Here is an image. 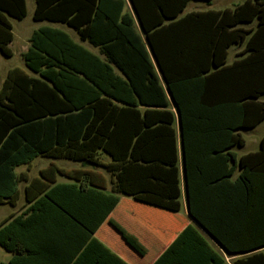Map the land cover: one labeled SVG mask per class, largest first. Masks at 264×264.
I'll return each mask as SVG.
<instances>
[{
    "label": "trees",
    "instance_id": "obj_1",
    "mask_svg": "<svg viewBox=\"0 0 264 264\" xmlns=\"http://www.w3.org/2000/svg\"><path fill=\"white\" fill-rule=\"evenodd\" d=\"M191 1L35 0V21L65 25L99 53L42 27L23 54L31 73L10 69L0 88V205L15 206L29 182L26 212L0 223L4 250L37 254L27 229L73 223L85 234L73 260L119 202L103 194L101 215H81L57 197L75 185L16 173L45 157L104 167L116 194L171 211L183 173L192 219L238 256L233 264H264V136L256 152L232 151L245 145L240 130L264 121V0L182 15ZM26 16V0H0L4 56L10 19Z\"/></svg>",
    "mask_w": 264,
    "mask_h": 264
},
{
    "label": "crops",
    "instance_id": "obj_2",
    "mask_svg": "<svg viewBox=\"0 0 264 264\" xmlns=\"http://www.w3.org/2000/svg\"><path fill=\"white\" fill-rule=\"evenodd\" d=\"M195 11L207 10L195 9L191 12ZM29 47L26 46L24 53ZM41 158L48 163L39 170L38 176L29 177L23 171L29 172L36 159L30 165L18 167L16 173L25 174L29 181L37 178L41 183H46V178L41 177L43 172L48 178L53 179V187L75 185V190H71L69 194L58 193L57 197L78 214L92 215L93 218L101 215L106 206L103 194L117 195L119 202L87 243L76 253L73 260L71 258L79 248L80 239L85 235L84 231L73 223L66 228L58 225L56 221L54 225L44 224L36 226L32 231L26 230L28 231L27 243L29 247L37 250V254L23 253L16 258L15 254L8 252L11 257L5 260L0 259V264H11L13 261H16V264H219L214 254L222 257L225 264H233L238 258V256L227 254L189 215L183 173L181 208L179 211H171L137 201L126 194H116L113 188L114 180L104 167L81 161ZM102 160L105 163L110 162V158L106 155L102 156ZM51 161H70V163L59 165L51 164ZM50 168L52 171H48ZM28 184L29 182L20 184V198L15 206L8 203L2 204L15 209V212L5 220L26 212L29 204L26 202L24 190ZM51 211L55 215H61L58 210ZM30 231L31 235H29Z\"/></svg>",
    "mask_w": 264,
    "mask_h": 264
},
{
    "label": "rangeland",
    "instance_id": "obj_3",
    "mask_svg": "<svg viewBox=\"0 0 264 264\" xmlns=\"http://www.w3.org/2000/svg\"><path fill=\"white\" fill-rule=\"evenodd\" d=\"M244 1L245 0H213L212 5L208 6L206 2L193 0L189 3V5L187 6V8L185 9L182 15L194 11L195 9H202V10H208V9L224 10L226 8L232 9L236 5L241 4ZM26 3H27L26 18L21 21L16 19H11L13 25L14 40L10 44V48L13 52V56L6 57L0 52V87L4 82L7 73L10 69L18 67L31 73V71L25 65V61L23 59L22 53H24V49L26 48V46L27 48L29 47L30 45L29 39L32 33L41 27L52 26V27L60 28L66 31L75 42L80 43L89 50L98 53V50L90 46L88 43H82L79 40V37L77 36L76 32L68 28L67 26L62 24L50 23L48 21H44V22L35 21L33 18L35 6H36L35 0H26ZM239 50L240 48H237L235 46L229 49V55L227 59L228 63H231L233 61L235 53ZM261 99L264 100V96H262ZM239 132L241 133L242 137L245 140V145L242 147L236 146L232 148V151L236 153L238 156H242L249 152L257 151L260 146V141L264 136V121L254 129H244V130H240ZM47 163L48 162L46 160H43V158L40 157L33 162V166L30 167L29 172L26 170L23 171L27 173L29 177H36L38 176L39 170L43 168L45 165H47ZM54 163H58L59 165H64V164H69L70 161H55V162L51 161V164ZM13 212H15V209L9 205L0 206V222L4 221ZM10 257L11 254L6 252L0 246V259L5 260V259H9Z\"/></svg>",
    "mask_w": 264,
    "mask_h": 264
}]
</instances>
